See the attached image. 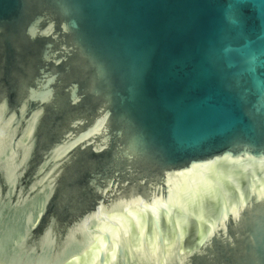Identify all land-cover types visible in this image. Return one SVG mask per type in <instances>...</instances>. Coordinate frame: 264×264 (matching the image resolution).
<instances>
[{"label":"water","instance_id":"95a60500","mask_svg":"<svg viewBox=\"0 0 264 264\" xmlns=\"http://www.w3.org/2000/svg\"><path fill=\"white\" fill-rule=\"evenodd\" d=\"M0 264H264V0H0Z\"/></svg>","mask_w":264,"mask_h":264}]
</instances>
